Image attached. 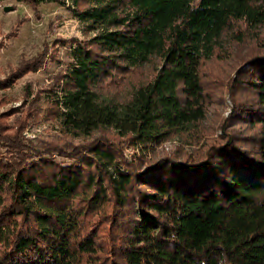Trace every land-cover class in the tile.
Masks as SVG:
<instances>
[{
  "label": "trees",
  "instance_id": "1",
  "mask_svg": "<svg viewBox=\"0 0 264 264\" xmlns=\"http://www.w3.org/2000/svg\"><path fill=\"white\" fill-rule=\"evenodd\" d=\"M61 1L93 35L46 42L0 87L75 43L49 108L77 135L115 134L63 150L0 131V264H264V48L238 63L255 96L234 102L217 137L156 153L205 118L204 66L226 33L264 24V0Z\"/></svg>",
  "mask_w": 264,
  "mask_h": 264
},
{
  "label": "rangeland",
  "instance_id": "2",
  "mask_svg": "<svg viewBox=\"0 0 264 264\" xmlns=\"http://www.w3.org/2000/svg\"><path fill=\"white\" fill-rule=\"evenodd\" d=\"M72 0H67L71 4ZM11 9L6 10L5 6ZM245 32L226 33L224 38L227 48L215 54L204 69L209 73L205 78L208 89L213 90L207 104V113L203 120L196 123L190 131L172 137L156 147V153L171 155V150L178 147L192 149L195 145L187 143L193 137L197 142L217 137L224 118L229 114L236 101L253 99L254 90L245 82L247 73L237 75L236 68L244 53H252L255 49L264 48V24L252 29L242 22ZM85 25L68 9L61 0H48L40 4L36 10L30 5L16 1L0 2V78L13 73L18 65L43 50L46 42L55 39L89 38L93 31L85 32ZM241 38L238 44L233 39ZM75 43L71 45L60 42L52 47L45 57L44 65L38 70H30L14 78L13 83L5 88L0 87V131L6 135L17 133L37 148L46 146L71 147L87 143L95 137L113 136L115 131L109 128L98 129L89 135H77L66 130L60 119L49 108L47 103L51 92L47 91L56 75L68 70L75 61ZM241 54V55H240ZM150 66L139 69L132 80L149 73ZM131 77V76H130ZM112 78L105 81L104 89L118 90V97L124 99L128 88L111 83ZM109 95V94H107ZM245 125H243L244 127ZM250 128V129H248ZM247 125V131L258 129ZM118 137V136H117ZM119 138V137H118ZM117 139V138H115ZM126 151L133 152L134 147L124 142ZM54 155H57L56 153Z\"/></svg>",
  "mask_w": 264,
  "mask_h": 264
},
{
  "label": "water",
  "instance_id": "3",
  "mask_svg": "<svg viewBox=\"0 0 264 264\" xmlns=\"http://www.w3.org/2000/svg\"><path fill=\"white\" fill-rule=\"evenodd\" d=\"M5 9H6V10H9V9H11V6H10V5H6V6H5Z\"/></svg>",
  "mask_w": 264,
  "mask_h": 264
}]
</instances>
